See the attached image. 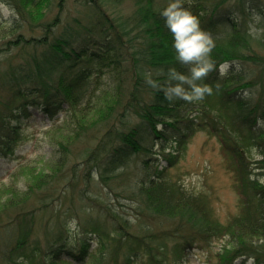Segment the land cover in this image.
Listing matches in <instances>:
<instances>
[{
  "label": "trees",
  "instance_id": "trees-1",
  "mask_svg": "<svg viewBox=\"0 0 264 264\" xmlns=\"http://www.w3.org/2000/svg\"><path fill=\"white\" fill-rule=\"evenodd\" d=\"M5 1L17 17L0 21V153L9 155L25 138L23 118L34 115L32 107L43 106L52 125L71 129L56 141L54 166H33L21 194L3 189L0 264H188L195 247L213 264H264V126L257 124L264 116V34L248 31L264 4L183 0L213 37L217 70L203 81L212 93L170 101L145 79L151 72L166 85L169 67L189 71L160 14L168 0ZM113 40L118 48L105 51ZM90 50L102 62L83 61L78 80L66 87L72 64ZM224 60L233 64L220 77ZM61 109L64 124L55 118ZM161 121L164 137L150 140ZM200 122L218 136L233 171L238 211L226 221L207 192L189 190L168 172L176 155L167 159L165 177L149 172V154L182 146ZM134 128L154 145L138 141ZM82 140L92 144L76 151ZM33 196L38 205L28 209Z\"/></svg>",
  "mask_w": 264,
  "mask_h": 264
},
{
  "label": "rangeland",
  "instance_id": "rangeland-1",
  "mask_svg": "<svg viewBox=\"0 0 264 264\" xmlns=\"http://www.w3.org/2000/svg\"><path fill=\"white\" fill-rule=\"evenodd\" d=\"M246 3L256 8L257 5L264 4V0H247ZM0 12H3V9H0ZM32 108L34 115L23 118L22 127L25 138L9 155L5 156L0 153V187H2L0 197L4 195V188L21 194L27 185L25 182L27 172H30L33 166L36 171H44L54 166V161L59 155L56 141L65 140L69 135L71 128L66 126L64 109L55 113V118L57 123L65 124L52 125L43 106ZM88 143L92 144V141L82 140L77 142L74 148L76 151L80 150ZM253 153L254 156L260 155L256 149ZM174 155L177 156L176 162L168 172L173 177L180 178L189 190L207 192L211 197L214 212L220 220L226 221L238 211V193L233 171L229 170L230 163L221 141L217 135L211 133L210 128H206L200 122L194 131L187 134L182 146L179 142H174L166 153H162V151L158 154L151 153L149 159L152 162L155 159L156 166L162 168L167 164V159H172ZM24 159L28 160L26 164L30 166H25L23 170L19 171V174L17 167ZM35 199L36 196L29 199L28 209L37 207ZM80 205L81 203H78V206ZM76 231L75 226H72L69 232L70 237L76 236ZM6 239V235H0V243ZM92 244L94 245L95 242ZM218 244V242L214 244V250ZM214 250L213 254H215ZM215 261L213 258H206L205 249L195 247L189 252L188 264H213ZM252 261V259H248L246 264H252ZM236 264H240V261H237Z\"/></svg>",
  "mask_w": 264,
  "mask_h": 264
},
{
  "label": "clouds",
  "instance_id": "clouds-1",
  "mask_svg": "<svg viewBox=\"0 0 264 264\" xmlns=\"http://www.w3.org/2000/svg\"><path fill=\"white\" fill-rule=\"evenodd\" d=\"M0 9L4 15L14 13L3 0H0ZM165 18V24L173 35V47L176 59L189 66L188 73L179 71L175 66L167 69L166 85L153 78L151 72L146 74V82L154 88H162L168 100L176 98L184 100L202 99L213 91L204 78L213 70H217V62L211 52L215 42L211 34L205 31L200 24L199 17L183 5V0H168L167 6L160 13ZM249 34L258 37L264 34V14L253 11L248 24ZM233 62L224 60L218 65L220 77L225 76ZM219 87V81H217ZM247 95V93H245ZM257 124L264 126V116L257 117Z\"/></svg>",
  "mask_w": 264,
  "mask_h": 264
},
{
  "label": "bare ground",
  "instance_id": "bare-ground-1",
  "mask_svg": "<svg viewBox=\"0 0 264 264\" xmlns=\"http://www.w3.org/2000/svg\"><path fill=\"white\" fill-rule=\"evenodd\" d=\"M3 2L4 3H6L11 9H14V13L13 14H11V15H9V16H5L4 15V12H0V21H3V22H10V21H13L16 17H17V14H16V10H15V8L10 4V3H8L7 1H5V0H3ZM123 44L122 45H126V46H131V43L129 42V41H124L123 40ZM116 48H118V46H117V44H116V42L113 40V41H111V43L109 44V46H108V50H105V51H107V52H114L115 51V49ZM132 55V53H127L126 55H121V56H119L118 57V59L122 62L121 64H124L126 61H127V59L128 58H130V56ZM100 56H101V54L100 53H97V51L96 50H90V51H88V53H85V54H82L80 57H79V59H77L75 62H74V64H72L73 66L71 67V71H70V75H69V78H67L66 79V81H65V86L66 87H72V86H74V82H73V79H75V80H78V77H77V75L82 71V64H83V61H85V60H87V59H89V60H95V61H97V62H102V60H101V58H100ZM70 59H71V57H70ZM86 63H87V61H85ZM128 88L129 87H127V89L126 90H128ZM125 90V91H126ZM124 91V92H125ZM180 110V109H179ZM178 110V111H179ZM65 111V114H66V110H64ZM178 113V112H177ZM165 115H171V114H169V113H164ZM178 115L179 116H181L182 115V113H178ZM159 118H161L160 116H159ZM164 123H163V121H161V122H159L158 123V128L155 130V131H153L151 134H150V140H152V139H156V137H158V136H161V137H164V133L162 134H158L157 132H163L164 131ZM133 133H132V135L138 140V141H143V143L147 146L148 144H150V145H154V143H153V141H149V139L147 140V139H145V138H143V137H141L142 135H141V130H139V129H137V128H134L133 130ZM150 142V143H149ZM145 154H149V152L148 151H145ZM150 155V154H149ZM148 155V156H149ZM150 164H149V172H150V175H152V176H158V175H160V176H162V177H165L166 176V172L165 171H163L162 169L164 168V167H162V168H159V167H157L155 164H154V162H152V161H150L149 162ZM160 176H158V177H160ZM127 200V199H126Z\"/></svg>",
  "mask_w": 264,
  "mask_h": 264
}]
</instances>
